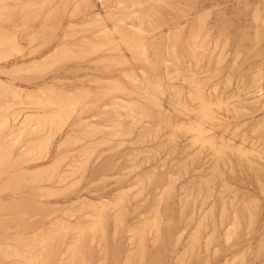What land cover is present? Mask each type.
Instances as JSON below:
<instances>
[{"label": "rangeland", "instance_id": "obj_1", "mask_svg": "<svg viewBox=\"0 0 264 264\" xmlns=\"http://www.w3.org/2000/svg\"><path fill=\"white\" fill-rule=\"evenodd\" d=\"M5 7L0 264H264V0Z\"/></svg>", "mask_w": 264, "mask_h": 264}, {"label": "bare ground", "instance_id": "obj_2", "mask_svg": "<svg viewBox=\"0 0 264 264\" xmlns=\"http://www.w3.org/2000/svg\"><path fill=\"white\" fill-rule=\"evenodd\" d=\"M5 1L6 0H0V4H1V8H0V13H2L4 10H6L5 8ZM116 1V0H115ZM121 2L116 3V5H120ZM27 6V5H26ZM29 14V13H28ZM106 17V16H105ZM100 18V17H99ZM255 19L257 20V17L255 16ZM116 21L118 23H124L125 20L122 18H118L116 19ZM131 22L128 23L126 22L125 24L131 28H133V33L127 32L124 35H122V42L121 44L126 46L134 55H143L144 51H145V40H146V36H148L149 33L153 32L154 29L152 27L149 26V28L144 29L141 26V22H142V17L139 16H132ZM90 27V26H89ZM111 31V30H110ZM136 32V34H135ZM6 36V35H5ZM209 36V35H208ZM197 38L198 35L194 34L192 36V42L188 43L185 45V47L187 48L186 52L188 54V56H196L197 55V50L199 47H201L202 45L197 44ZM207 39V37H206ZM119 44V43H118ZM83 45V44H82ZM204 45V44H203ZM92 49V48H90ZM95 50V48H93ZM92 52V51H90ZM255 82V87H258L259 82H261V80H258V78L254 81ZM261 89V88H260ZM15 93V92H14ZM16 94V93H15ZM178 94V93H177ZM155 96V95H154ZM201 109H202V114L204 116H206L205 112L203 111L204 107H202L201 105ZM60 114V113H59ZM58 114V115H59ZM143 114V113H142ZM53 115H57L56 113ZM53 115L51 116V118H53ZM57 115V116H58ZM55 117V116H54ZM48 118H50V116H48ZM57 118V117H56ZM32 119V118H31ZM54 119V118H53ZM51 119V120H53ZM50 120V121H51ZM26 121V120H25ZM45 122V121H44ZM46 123V122H45ZM44 123V124H45ZM50 123V122H49ZM53 123V122H51ZM50 123V124H51ZM43 124V123H42ZM43 124V125H44ZM47 124V123H46ZM49 124V125H50ZM20 125V124H19ZM21 126V125H20ZM25 126V125H23ZM29 127V126H28ZM37 127V126H36ZM39 129V128H38ZM33 131V130H32ZM36 131V130H35ZM193 131H197V133H200L197 129H194ZM21 133V132H20ZM14 136V135H13ZM19 139V138H18ZM198 140H200V138H198ZM19 141V140H18ZM110 143V142H109ZM82 206V205H81ZM90 229V228H89Z\"/></svg>", "mask_w": 264, "mask_h": 264}]
</instances>
